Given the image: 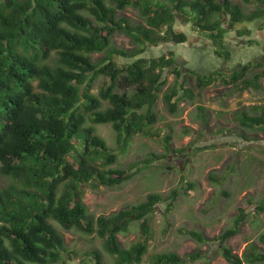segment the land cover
Here are the masks:
<instances>
[{
  "label": "trees",
  "instance_id": "16d2710c",
  "mask_svg": "<svg viewBox=\"0 0 264 264\" xmlns=\"http://www.w3.org/2000/svg\"><path fill=\"white\" fill-rule=\"evenodd\" d=\"M110 1L0 0V264H54L62 260L66 243L57 225L86 234L96 232L104 238L106 250L116 257L113 264H141L150 241L148 214L156 210L162 197L152 193L144 202L97 218L88 213L82 200L83 184L115 186L147 168L108 167L117 155L109 152L94 125L112 123L121 152L138 133L160 134H154L150 126L158 120L154 105L165 84L163 72L153 76L148 71L172 65L175 59L165 55L151 60L133 58L149 48V43L185 41L186 34L174 31L172 23L177 13H188L187 5L203 19L202 26L194 23L195 27L213 40L219 55L229 53L224 40L228 30L244 36L250 34V24L264 23V0H244L256 5L252 11L232 0ZM127 6L139 8L145 24L119 15ZM165 25L169 29L162 35ZM117 31H124L134 42L131 51L116 48L111 42ZM101 52L104 56L94 62L92 54ZM116 53L131 62L119 66ZM146 63L150 66L145 67ZM262 66L264 60L251 58L231 75L205 76L201 72L197 79L202 87L219 80L232 84L234 94L250 88L260 90ZM175 71L174 86L163 96L171 112L183 96L195 95L194 89L185 87L187 79L181 77L182 71ZM101 74L109 77V84L96 95L92 85ZM234 119L243 129L234 130V136L251 142L246 129L264 133V104L235 110ZM170 134L161 137L165 151L160 159L165 160L173 149ZM256 210L264 211V196L256 203ZM135 219H143L141 237L125 247L118 234L128 230ZM244 219L242 209L234 226L213 238L193 229L182 231L202 243L219 242V250L231 264H264V251L256 243H248L242 255L226 244L239 233ZM259 240L264 243V234ZM90 254L94 264H109L100 251ZM203 255L200 250L186 257L175 251L160 252L153 255L150 264H185Z\"/></svg>",
  "mask_w": 264,
  "mask_h": 264
},
{
  "label": "rangeland",
  "instance_id": "374dc122",
  "mask_svg": "<svg viewBox=\"0 0 264 264\" xmlns=\"http://www.w3.org/2000/svg\"><path fill=\"white\" fill-rule=\"evenodd\" d=\"M232 1L241 4L245 11H252L256 6L244 0ZM119 13L130 16L134 23L144 22V18L134 7L125 8ZM256 23L248 26L250 34L242 38H238L234 31L233 43L237 45L238 50H234L231 65H234L236 56L241 61L248 59L247 48H250V52L255 51L256 55H253L255 56H252L253 58H261L258 55L262 53L264 46V23ZM231 34L227 35L228 41ZM248 40L250 41L247 42ZM257 41L259 44L255 45ZM201 42L203 40L199 41ZM113 43L127 50L135 47L134 42L122 33L114 35ZM103 55V53H94L93 60L98 61ZM143 55L151 54L148 51ZM167 79L168 83L164 91L173 83L171 76ZM105 81H107L105 76H99L93 82V93L98 94ZM261 83L260 90L245 89L244 97L240 95L243 99L241 101H235L234 94L229 96L226 102L227 110H219L225 108L218 101L222 92L227 90L221 88L222 84L217 85L218 87L213 85L211 91L199 94L192 100L188 98L181 100L174 112L169 110L162 91L158 93L159 98L154 105L158 120L150 126L154 134L157 132L160 134L154 136L147 133L136 134L128 141L123 152L118 149L120 144L112 124L96 127L99 134L107 140L110 150L118 154V161L114 166L120 169H129L131 165L138 163H142L140 166H146L148 163L144 161L151 151L161 153L165 150L161 137L168 132L171 133L170 143L177 150L171 157L168 156L161 161L162 167L147 166L120 185L85 186L83 199L89 212L95 216L102 213L110 214L121 208L136 205L146 200L148 193H159L165 198L157 207L156 213L152 215L150 241L141 264H150L156 253L175 251L180 256L186 257L188 253L197 250L204 255L195 260L188 259L185 264H230L221 256L219 243L199 242L182 230L194 229L213 238L233 226L242 209L245 211V219L239 225L240 231L228 238L226 244L240 255L250 242L256 243L259 249L264 251V243L259 240L264 234V211L256 210V203L264 196L263 132L246 129L249 135H257L260 144L241 140L239 147L235 143H230L234 139V130L239 132L243 130L235 121L232 112L235 111V107L244 110L249 104L264 103V76L261 78ZM219 88L221 89L217 91L216 89ZM244 99H247L246 103H243ZM104 104L107 106L109 102L104 101ZM209 104L214 105L209 108ZM198 105H204L206 110L204 111L203 107L198 109ZM187 130L190 132H186ZM224 139H227V142H224ZM168 163L171 168L166 166ZM211 173L219 176L221 180L214 181ZM189 183L194 186L189 187ZM175 190L179 193L175 200L173 199L172 207L165 210L168 202L172 201L171 194ZM141 222V220L132 222L128 230L119 234L124 246L129 247L139 240ZM60 229L65 236L67 252L63 254L67 259L66 263L94 264V259L88 255L94 249L101 252L107 263L115 262V258L105 248L104 239L76 229L65 230L61 227Z\"/></svg>",
  "mask_w": 264,
  "mask_h": 264
},
{
  "label": "clouds",
  "instance_id": "9594fccd",
  "mask_svg": "<svg viewBox=\"0 0 264 264\" xmlns=\"http://www.w3.org/2000/svg\"><path fill=\"white\" fill-rule=\"evenodd\" d=\"M187 1H192V0H187ZM108 3H110V2H108ZM114 5H115V3H113ZM128 7H132V6H127V7H125V8H128ZM124 8V9H125ZM123 9V10H124ZM135 9H137L138 11H139V13H140V15H141V17L142 18H144V22H135V24H145V20H146V18L141 14V12H140V9L139 8H135ZM186 9H187V11H188V13L187 14H181V13H177L176 14V19H175V21L172 23V28H173V30L174 31H177V32H184L185 34H186V36H187V39L185 40V41H183V42H178V43H176V42H173V41H167V42H159V43H155V44H148V46H149V48H147L146 50H144L142 53H140V54H138L135 58H133V59H136V58H139V57H145V58H149L150 60L151 59H153L154 57H156V56H161V55H165L166 56V58L168 59V58H170V57H173L174 59H175V63H173L172 65H167V66H165V67H157L155 70H153L152 72L151 71H148V73H151L153 76H155L156 74H158V73H162L163 72V76H162V78H161V80H163L164 81V85L160 88V90H159V92L158 93H161L162 91H164V88H165V85L168 83V79L167 78H169L170 76H171V78H173L172 80H173V83L171 84V85H169V86H167L166 87V89H165V91H164V94L166 93V91H168L171 87H173L174 86V83H175V80H176V78H177V73H176V71H175V69H177V70H180V71H182V73H181V77H184L185 79H187V83H186V88H188V89H190V88H192V89H194V92L193 93H195V95H194V98L195 97H197V95H199V94H201L202 95V93H207L208 91H211L210 90V88L214 85V86H217V85H219V84H222V87L221 88H226L227 90L226 91H223L222 93V95L221 96H219V97H221V99L220 98H218V101L220 102V104L221 105H223V106H225V108H223V109H219V110H227V108L226 107H228L227 106V101H228V98H229V96H231L232 94H234V88H233V85L232 84H230V85H226L225 83H223L222 81H215V82H213V83H211L210 85H208V86H206V87H202L201 85H200V83H199V80L197 79V74L198 73H201V72H203V74L202 75H205V76H208L210 73H213V75L215 76V75H217V74H221L222 75V73H224V74H226V75H231L233 72H234V70H236V69H239V68H241L249 59H251V58H253V57H255V56H253V55H256V53H255V51H249L250 50V48H247V50L246 51H248L249 53H248V55H246V58H248V59H246V61H241L239 58H238V56H236V59H234V65H235V67H234V65H231L230 64V61L232 60V58L234 57L233 56V54H234V50L235 51H237L238 50V48H236V46L237 45H234V29H230V30H228L227 31V33L225 34V36H224V40H225V44H226V50L229 52L228 54H226V53H224L223 52V54L222 55H219V54H217L216 53V49H215V45H214V43H213V40L209 37V36H206L207 34L206 33H204V34H202V33H200V32H198V28L196 29V27H195V24L194 23H196L197 25H199V26H202V23H203V19H199V16L196 14V11L195 10H193V9H191L190 8V6H186ZM122 11V10H121ZM120 12V11H119ZM119 15H123V14H120L119 13ZM125 15V14H124ZM126 16H128V15H126ZM129 18H130V20L133 22V20H132V18L130 17V16H128ZM225 19H227V21L229 20V15H226L225 16ZM205 21V20H204ZM134 23V22H133ZM229 24V23H228ZM255 24H257L256 22H255ZM224 25H226V24H224ZM227 27H228V25H227ZM167 29H169V26L168 25H165L163 28H162V30H161V34L162 35H164L165 34V32H166V30ZM119 33H122V34H124L125 36H127V34L124 32V31H117V32H115L114 33V35L115 34H119ZM230 33H232L231 35H230V41H228L227 40V35L228 34H230ZM114 35H113V37L111 38V42L113 43V39H114ZM237 36V35H236ZM244 36H246V35H244ZM129 37V36H128ZM238 38H242L243 37V35L242 36H237ZM130 38V37H129ZM131 39V38H130ZM201 40H203V42H201V43H199V41H201ZM114 44V43H113ZM259 44V41H257V43H255V45H258ZM115 45V44H114ZM116 46V45H115ZM116 48H121V47H119V46H116ZM121 49H123V48H121ZM133 49V48H132ZM132 49H124V50H126L127 52H129V51H131ZM262 49H263V51H262V53H260V55H258V56H261V58H259V57H256V58H254L255 60H257V61H263L264 60V46L262 47ZM148 51H150V54L151 55H149V56H145V55H143V53H145V52H148ZM169 52H172V54H170ZM101 53H103L104 54V52H101ZM94 54V53H93ZM93 54H92V57H93ZM227 55H229L228 57H227ZM104 56V55H103ZM253 56V57H252ZM204 58V59H203ZM93 59V58H92ZM214 59V60H213ZM100 60V59H99ZM115 60L117 61V63H118V65L119 66H125V65H127V64H129L130 62H131V59L130 58H128V57H124V56H121L119 53H116V55H115ZM94 62H96L95 60H93ZM150 65H149V63H146V65H145V67H149ZM262 67H264V66H262ZM99 76H105L106 78H107V81H105L104 83H103V85H105V84H109V77L108 76H106V75H104V74H101V75H99ZM99 76H97L96 77V79L99 77ZM95 79V80H96ZM36 83V82H35ZM215 83V84H214ZM102 85V86H103ZM218 87V86H217ZM92 88H93V85H92ZM101 88H103V87H101ZM100 88V89H101ZM221 88H219V89H216L217 91H219ZM208 89V90H207ZM100 91V90H99ZM243 92H241V90H239L238 91V93H235L234 94V96H235V101H241V100H243V99H241V97H240V95L242 94V96L244 97V91L245 90H242ZM179 92H180V95L183 93V90L181 89V90H179ZM92 93H93V91H92ZM217 93V92H216ZM95 94V93H94ZM98 94H99V92H98ZM98 94H96V95H98ZM164 96V95H163ZM212 96H214V94L212 95ZM218 97V96H217ZM186 98H188V99H194V98H190L188 95H186V96H183V99H186ZM182 99V100H183ZM245 100H247V99H244V102L243 103H246V101ZM181 101V100H180ZM179 101V102H180ZM167 103V102H166ZM210 103H211V101H210ZM213 103L214 104H216V102H214L213 101ZM213 104V105H214ZM261 104H264V103H255V104H253V105H261ZM213 105L211 106L210 104L208 105V107L209 108H212L213 107ZM250 106H252V105H248V107H246V109H248ZM203 107V109H204V111L206 110V108H205V106L203 105V106H201V105H198V109L199 108H202ZM220 108V107H219ZM235 110L237 111V110H240V109H238L237 107H235ZM232 114H233V117H234V111L232 112ZM207 119H208V116H207ZM206 120V119H205ZM237 122V121H236ZM88 124L87 125H91V122L90 121H88L87 122ZM104 124H108V123H104ZM104 124H95L94 125V128H95V130H96V133L97 134H99V132H98V130L96 129V127L98 126V125H104ZM110 124H112V123H110ZM113 125V124H112ZM139 134V133H138ZM100 135V134H99ZM101 136V135H100ZM233 136V135H232ZM102 137V136H101ZM104 138V137H103ZM252 138H253V140L251 141V142H249V143H252V142H256V143H259L260 142V139H258V137H254V136H252ZM263 138H264V133H263ZM105 139V138H104ZM131 139V138H130ZM129 139V140H130ZM227 139H224V142H227L226 141ZM241 140H243V142H246L243 138H241V137H236V136H234V139L233 140H231L230 141V143H235V144H237V146H239V147H241ZM105 141L107 142V140L105 139ZM236 141H237V143H236ZM263 142H264V140H263ZM107 144H108V142H107ZM260 144V143H259ZM127 145V144H126ZM164 145V144H163ZM171 146H172V144H171ZM108 147H109V144H108ZM173 147V146H172ZM126 148L124 147V150H125ZM165 149V148H164ZM120 152H121V150H119ZM165 151V150H164ZM163 151V152H164ZM187 151V150H186ZM109 152H112L113 153V151H111L110 150V147H109ZM123 152V151H122ZM163 152H161V153H155V152H150V155H149V157L147 158V159H145V163H148L146 166H157V165H160L161 167L163 166V163L161 162V161H163V159H160V157H161V154L163 153ZM173 152H177V150L173 147V149H171V152H170V154H169V156L171 157L172 156V154H173ZM117 155V158H118V154H116ZM156 157V158H155ZM159 157V158H158ZM117 158H116V160L114 161V163L112 164V165H110V166H108V167H110V168H116V169H120V168H118V167H115L114 166V164L118 161L117 160ZM142 163H138V164H133V165H131V166H135V165H137V166H139V165H141ZM166 166H170L169 164H166ZM170 168H171V166H170ZM136 173V172H135ZM135 173H133L132 175H130L128 178H126V179H129L130 177H132ZM212 174V178L214 179V181H218V180H221V178L219 177V176H214V174L213 173H211ZM125 176H127L128 174L126 173V174H124ZM125 179V180H126ZM124 181V180H123ZM122 181V182H123ZM122 182L120 183V184H122ZM120 184H117V185H120ZM117 185H115V186H117ZM85 186H95V187H100V186H105L104 184H99V183H95V182H88V183H85V184H83L82 185V200H83V202H84V199H83V196H84V192H85ZM194 185L192 184V183H189V187H193ZM107 187H114V186H107ZM60 189V191H62L63 190V187H60L59 188ZM176 191V190H175ZM175 191L171 194V195H173L172 196V201L170 200L169 202H168V205H167V207H166V209L165 210H169V208H171L172 207V204H173V202H174V200H175V197L177 196V194L179 193V191H178V193L176 194L175 193ZM149 194H152V193H148V195ZM155 194H159V193H155ZM148 195H147V197H148ZM159 195H161V194H159ZM161 197H162V195H161ZM174 199V200H173ZM146 200H147V198H146ZM146 200H144V201H146ZM163 200H165V198H163L162 197V200L160 201V202H158L157 204H156V206H155V208L157 209V207L159 206V204L163 201ZM144 201H142V202H144ZM85 203V202H84ZM141 203V202H140ZM139 204V203H138ZM86 206H87V204H85ZM137 205V204H136ZM87 208H88V206H87ZM126 208H130V207H126ZM121 209H123V208H121ZM120 210V209H119ZM118 211V210H117ZM114 212H116V211H114ZM88 213H90V214H92L91 212H89V209H88ZM113 213V212H112ZM112 213H110V214H112ZM154 213H156V210L154 211V212H152V213H149L148 215L151 217V226H152V215L154 214ZM110 214H99V215H110ZM92 215H94V214H92ZM98 215V216H99ZM147 215V216H148ZM95 216V215H94ZM98 216H95V218H97ZM133 216H135V215H133ZM138 220H141L142 222H143V219H135V220H133L132 222H134V221H138ZM131 222V223H132ZM141 222V223H142ZM131 223H130V225H131ZM130 225H129V227H130ZM58 226V228H59V230L61 231V229H60V227L61 226H59V225H57ZM234 226V225H233ZM233 226H231V227H233ZM62 228V227H61ZM64 229V228H63ZM129 229V228H128ZM66 230V229H65ZM72 230V229H71ZM150 230H151V228H150ZM194 230V229H193ZM79 231V230H78ZM196 231V230H195ZM81 232V231H80ZM125 232V231H124ZM62 233V232H61ZM83 233V232H82ZM121 233H123V232H121ZM202 233V232H201ZM63 234V233H62ZM86 234V233H85ZM92 234H95V235H97L98 236V234H96V232L95 233H92ZM92 234H88V235H92ZM120 234V233H119ZM119 234H118V236H119ZM150 236H151V234H150ZM234 236V235H233ZM65 237V236H64ZM99 237V236H98ZM141 237V236H140ZM232 237V236H231ZM100 238H102V237H100ZM102 239H104V238H102ZM140 239V238H139ZM120 240V239H119ZM228 240V239H227ZM227 240H226V242H227ZM138 241V240H137ZM137 241L135 242V243H137ZM121 242V241H120ZM104 243H105V240H104ZM135 243H133V244H135ZM219 243V242H218ZM122 244V243H121ZM132 244V245H133ZM123 245V244H122ZM124 246V245H123ZM229 246V245H228ZM247 246V245H246ZM125 247H127V246H125ZM130 247V246H129ZM106 248V247H105ZM148 249V248H147ZM94 250H97V249H94ZM94 250H92L91 252H93ZM66 251H67V248H66ZM65 251V252H66ZM99 251V250H98ZM220 251V250H219ZM234 251V250H233ZM90 252V253H91ZM64 253V252H63ZM73 253V252H72ZM90 253H88V255L89 256H93V254H90ZM220 253H221V251H220ZM71 254V252H69V255ZM239 254V253H238ZM243 254V253H242ZM241 254V255H242ZM112 255V254H111ZM145 255V254H144ZM113 256V255H112ZM221 256L222 257H224L223 255H222V253H221ZM114 258H115V260H116V257L115 256H113ZM65 260H67V259H65V257H64V254H63V258H62V260H60V261H58V262H56V263H54V264H57V263H61V264H63L64 262H66ZM210 260V259H209ZM229 262V261H228ZM230 263V262H229ZM66 264H68V263H66ZM231 264V263H230ZM244 264H247V263H244Z\"/></svg>",
  "mask_w": 264,
  "mask_h": 264
}]
</instances>
